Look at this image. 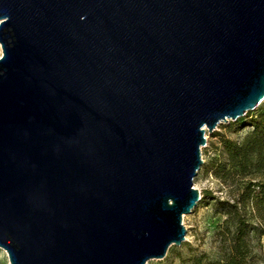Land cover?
Wrapping results in <instances>:
<instances>
[{
  "label": "water",
  "instance_id": "95a60500",
  "mask_svg": "<svg viewBox=\"0 0 264 264\" xmlns=\"http://www.w3.org/2000/svg\"><path fill=\"white\" fill-rule=\"evenodd\" d=\"M0 22L10 264L164 259L206 131L264 102V0H0Z\"/></svg>",
  "mask_w": 264,
  "mask_h": 264
},
{
  "label": "trees",
  "instance_id": "16d2710c",
  "mask_svg": "<svg viewBox=\"0 0 264 264\" xmlns=\"http://www.w3.org/2000/svg\"><path fill=\"white\" fill-rule=\"evenodd\" d=\"M238 124L250 132L241 141L219 135L207 164V171L229 188L230 198L205 191L198 203H214L215 214L225 217L215 233L218 257L201 253L192 264H264V180L258 179L264 175V108L231 123Z\"/></svg>",
  "mask_w": 264,
  "mask_h": 264
},
{
  "label": "rangeland",
  "instance_id": "374dc122",
  "mask_svg": "<svg viewBox=\"0 0 264 264\" xmlns=\"http://www.w3.org/2000/svg\"><path fill=\"white\" fill-rule=\"evenodd\" d=\"M2 57L3 50L0 44V59ZM261 108H264V102L261 104ZM231 123L234 122L230 121L218 125L213 133L206 131L207 145L202 149L204 163L194 180V187L201 192V196L205 191H210L220 199L230 198L229 188L223 186L213 173L207 171V164L214 157L215 150L219 146V135L241 141L251 130L249 127L240 128L242 124L233 126ZM258 179L264 180V175ZM224 219V216L215 214L214 203L205 202L197 205L193 212L183 219V223L187 228V236L182 245L179 247L172 246L164 259H154L149 261L148 264H192V258L201 253H206L212 258L218 257L215 233ZM255 243L258 244V239ZM0 264H10L6 250L1 247Z\"/></svg>",
  "mask_w": 264,
  "mask_h": 264
}]
</instances>
